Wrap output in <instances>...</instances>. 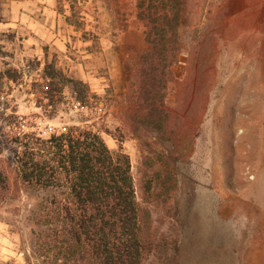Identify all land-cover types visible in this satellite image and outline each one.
<instances>
[{
    "label": "rangeland",
    "instance_id": "1",
    "mask_svg": "<svg viewBox=\"0 0 264 264\" xmlns=\"http://www.w3.org/2000/svg\"><path fill=\"white\" fill-rule=\"evenodd\" d=\"M183 24L185 47L166 89L167 106L183 107V140L173 143L131 128L119 107L126 63L134 64L143 40L135 0H0V158L13 164L12 136L40 120L79 124L88 114L58 106L62 95L50 99L46 86L64 84L75 103L83 83L109 104L92 122L108 129L111 149L129 155L137 199L178 250V259L166 250L146 264H264V0H188ZM204 30L213 32L205 37L208 63L181 99L195 35ZM152 162L178 179L177 211L161 197L147 203L143 180L153 177L144 169ZM30 204L25 192L0 204V264H37L24 227Z\"/></svg>",
    "mask_w": 264,
    "mask_h": 264
},
{
    "label": "trees",
    "instance_id": "2",
    "mask_svg": "<svg viewBox=\"0 0 264 264\" xmlns=\"http://www.w3.org/2000/svg\"><path fill=\"white\" fill-rule=\"evenodd\" d=\"M187 1L135 0L143 40L134 64L126 63L128 82L119 106L125 124L173 143L183 140L179 114L183 107L167 106L166 89L172 66L180 61L185 47L182 28ZM212 33L204 30L195 35L188 72L180 82L181 99L187 96L189 80L202 76L209 59L205 37ZM46 87L50 99L56 93L62 95L58 106L71 105L66 110L81 109L79 115H88L79 124L62 126L49 122L43 126L40 120L35 129L12 136L13 164L0 158V204L16 201L23 192L31 199L24 227L30 225L37 264H146L148 258L165 255L166 250L178 259L177 248L153 226L148 209L137 199L129 155L122 147L111 149L103 137L108 129L92 122L106 117L109 104L105 108L100 96L91 94L83 83L75 103L63 91L64 84ZM157 156L162 161L170 158ZM164 167L157 162L145 164L144 177L151 175L149 169L153 180H143V192L147 203L161 197L162 203H171L167 210L177 211L173 193L179 189L178 179L171 180V169ZM162 171L167 173L165 178Z\"/></svg>",
    "mask_w": 264,
    "mask_h": 264
}]
</instances>
